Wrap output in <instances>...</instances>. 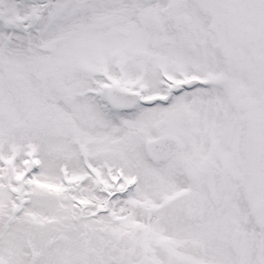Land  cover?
Listing matches in <instances>:
<instances>
[{"label": "snow or ice", "instance_id": "obj_1", "mask_svg": "<svg viewBox=\"0 0 264 264\" xmlns=\"http://www.w3.org/2000/svg\"><path fill=\"white\" fill-rule=\"evenodd\" d=\"M0 264H264V0H0Z\"/></svg>", "mask_w": 264, "mask_h": 264}]
</instances>
